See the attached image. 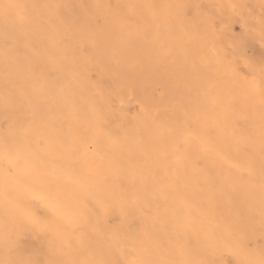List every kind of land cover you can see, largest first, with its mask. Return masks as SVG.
Here are the masks:
<instances>
[{"label": "bare ground", "instance_id": "6f19581e", "mask_svg": "<svg viewBox=\"0 0 264 264\" xmlns=\"http://www.w3.org/2000/svg\"><path fill=\"white\" fill-rule=\"evenodd\" d=\"M21 3L49 5L36 9L49 20L43 29H29L16 34L17 62L10 64L6 83V51L3 41V19L0 18V135L4 131L5 97L10 92L27 91L37 83L33 65L39 61L54 79L39 80L51 90L44 105H24L29 119L18 131L31 150L42 156L49 167L76 153L83 164L96 170L95 181L86 187L83 199L95 196L105 199L112 185L127 178L128 198L137 211L133 227L148 234L155 243L175 242L181 236L206 229L212 214L236 219L244 204L255 209L254 247L264 243L259 231V113L243 103L235 108L229 93L220 84L195 73L192 60L206 55L214 60L213 38L193 31L192 22L182 15L181 5L247 4L260 13L262 0H19ZM169 5L162 10L159 22L150 34L136 22V14L150 16L151 9H126L127 27L118 32L116 5ZM56 5H70L66 14L87 21L100 18L102 29L94 23L81 24L74 47L87 44L88 52L69 62L65 50L53 42V36L64 31L55 18ZM195 9L193 14H195ZM217 17L227 18L229 10L216 7ZM207 20V15L201 22ZM222 28L223 25H217ZM238 27V26H237ZM239 28V27H238ZM227 47L228 41H220ZM260 44L254 51L259 56ZM183 107L188 114L187 130L192 133L211 130L206 143L212 150L203 151L191 140L177 151V138L164 135L175 128V114ZM101 118L109 120L99 140L93 138ZM87 125L89 135H81ZM255 129V184L250 194L241 192L240 204L234 197L241 188L240 172L219 159L217 151L235 158L233 133ZM108 138L117 144L108 149ZM103 209H101L102 213ZM115 219L109 217L108 222ZM91 223L105 228V217L93 216ZM125 243L135 237L122 233ZM162 255V253H160ZM221 259L227 261L229 256Z\"/></svg>", "mask_w": 264, "mask_h": 264}, {"label": "snow or ice", "instance_id": "6c2138e0", "mask_svg": "<svg viewBox=\"0 0 264 264\" xmlns=\"http://www.w3.org/2000/svg\"><path fill=\"white\" fill-rule=\"evenodd\" d=\"M49 5L26 4L19 0H0V18L3 19V41L6 51L5 76L9 83V66L17 62L14 57L16 34L29 29L41 30L49 20L36 13V9ZM55 18L64 25V31L53 36V42L65 50V60L88 52L87 44L74 47L73 41L81 24L94 23L102 29L100 18L82 21L66 14L70 5H56ZM118 32L127 27L124 10L151 9L150 16L136 14V22L147 37L150 29L161 19L162 10L169 5H116ZM182 15L192 22L193 31L211 36L214 41V60L198 55L192 60L195 73L201 78L224 86L233 107L243 103L252 112L259 113V231L264 239V0L257 15L255 7L247 4L181 5ZM216 7L229 10L227 18L217 17ZM195 14H193V10ZM207 15L203 23L202 18ZM217 25H223L218 28ZM239 26L238 30L236 26ZM227 40L224 47L220 43ZM259 41L257 57L255 43ZM37 83L27 91L10 92L5 97L4 131L0 135V264H264V243L253 246L251 233L255 231V209L244 204L236 219L222 214H212L206 229L181 234L175 242L155 243L148 234L141 235L133 227L137 207L128 198L130 186L127 178L115 183L105 177L104 183L112 185L105 199L95 196L83 199L81 192L96 179V170L83 164L76 153L49 167L42 156L31 150L19 134V127L29 119L22 111L24 105L40 108L51 90L39 80L54 79L46 64L33 65ZM176 127L164 130V135L177 138L176 149L195 140L203 151L210 149L206 137L211 130H187L188 114L181 106L175 114ZM101 118L93 138L99 140L108 125ZM90 129L85 125L81 135L87 137ZM255 129L233 133L232 144L236 157L217 151L219 159L230 169L241 174V188L235 201L240 204L241 192L250 194L257 172ZM117 141L108 138L105 147L113 148ZM101 209H103L101 213ZM105 217V228L91 223L93 216ZM115 219L108 222V218ZM122 233L134 235L124 242ZM162 253V255L160 254ZM223 256L231 259L225 261Z\"/></svg>", "mask_w": 264, "mask_h": 264}, {"label": "rangeland", "instance_id": "374dc122", "mask_svg": "<svg viewBox=\"0 0 264 264\" xmlns=\"http://www.w3.org/2000/svg\"><path fill=\"white\" fill-rule=\"evenodd\" d=\"M237 26H238V25H237ZM237 26H236V29L238 30V27H239V26H238V27H237Z\"/></svg>", "mask_w": 264, "mask_h": 264}]
</instances>
